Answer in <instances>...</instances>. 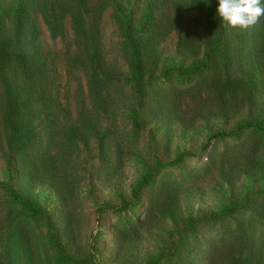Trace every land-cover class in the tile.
Here are the masks:
<instances>
[{
  "label": "rangeland",
  "instance_id": "rangeland-1",
  "mask_svg": "<svg viewBox=\"0 0 264 264\" xmlns=\"http://www.w3.org/2000/svg\"><path fill=\"white\" fill-rule=\"evenodd\" d=\"M150 1L114 0L106 6L105 0H89L86 27L78 35L68 23L66 36L53 38L39 17L42 49L51 72L49 87L60 92L61 102L68 109L48 118L43 115L39 126L40 143L35 153L45 156L42 168L54 170L48 177L51 181L30 183L32 161L22 154L12 157L11 184L22 194L30 192L48 219L16 216L19 208L11 211L9 196L1 186L8 178L7 157L11 150L2 123L0 83V260H7L5 242L17 239L23 244L21 257L14 254L16 264H28V260L29 264H48V259L54 257L53 252H49L50 257L46 255L50 220L52 230L66 243L68 254L91 255L94 264H148L153 255L179 239L185 264H238L237 225L245 223L253 211L261 210L264 176L251 171L224 180L220 174L224 162L247 163V150L255 139L250 130L239 138L221 141L215 134L234 131L246 119L264 117V16L255 34L248 30L250 49L235 54L234 62L243 63L244 80L234 81L232 89L217 86L226 75L213 54L211 69L196 79L165 81L161 73L167 67L187 69L202 62L213 47V38L206 27L202 0H155L152 37L158 44L149 68L155 81L150 84L153 90L148 107H157L156 116L159 113L162 118L149 116L136 133L129 116L133 108L139 107L137 94L119 82L129 75L119 14L122 9L138 21ZM3 4L4 20L11 28L15 1L3 0ZM89 46L101 49L100 71L120 80L110 93L109 113L99 114L97 127L87 132L88 139L79 137V144L72 147L67 145L65 135L68 125L76 123L82 131L84 117L96 118L94 110L100 101L89 84ZM104 131L108 132V158L100 152L99 140ZM55 133L51 151L43 152L45 148L40 147H46ZM178 153L189 156L165 168L134 198L132 189L142 174L156 160L169 163ZM172 193L177 198L173 215L163 212L167 196ZM122 194L128 204L121 211ZM228 202H247L251 212L216 224L201 220ZM13 215L16 222L11 221ZM191 217L200 221L194 231L186 232ZM247 230L245 225V235ZM257 230L249 247L257 263L264 264V227L257 226ZM167 262L164 264L174 263Z\"/></svg>",
  "mask_w": 264,
  "mask_h": 264
},
{
  "label": "trees",
  "instance_id": "trees-1",
  "mask_svg": "<svg viewBox=\"0 0 264 264\" xmlns=\"http://www.w3.org/2000/svg\"><path fill=\"white\" fill-rule=\"evenodd\" d=\"M15 5L12 15V27L9 28L4 20V4L0 0V83L2 88V123L6 129V137L11 155L7 157L8 173L7 179L2 183V187L8 194V200L12 204V209L18 207L16 216L25 215L33 220L48 219L43 206L31 195L30 192L24 194L16 191L11 184L13 179L12 157L19 155H28L31 158V178L30 183L41 180L42 183H48V179L54 170L46 171L40 163L45 159L44 154L37 155V145H39V126L44 117L58 115L59 111L66 112L67 104H62L60 92L52 90L50 67L45 58L41 43V28L39 17L47 26L53 38L66 36L67 24L70 23L72 29L78 35L85 30L87 15L89 13V0H14ZM105 5H111L114 0H105ZM155 0L150 1L144 10L143 17L136 21L131 13H126L122 9L119 14L120 28L123 39L124 49L127 53L129 63V75L119 81L121 87L130 86L135 90L139 102L138 108L130 111V121L135 132L141 128L149 116L160 119L157 107H148L149 97L153 89L150 84L154 77L149 74V68L153 62V53L158 41L152 37L155 27ZM207 30L213 38V47L204 55L202 62L194 63L187 69H178L167 67L161 74L165 81L177 79L180 82H189L211 69V55L218 58L219 67L226 75V78L219 81L217 86L223 85L225 88L232 89L234 81L244 80L243 63H235V54L245 53L250 48L248 30L255 34L258 31L259 22L248 30L232 28L225 24L216 13L218 0H202ZM259 25V26H258ZM251 46V45H250ZM89 55L91 75L89 78L90 88L100 99L99 105L94 112L96 118L92 116L84 117L82 126L79 130L76 123L71 122L65 131L67 145L76 147L79 144V137L88 139V130L95 129V120L99 123V114H108L112 105L109 103L110 93L116 89V82L120 79L112 77L109 73L100 71L102 67L103 55L101 49L90 47L87 51ZM110 88L111 90H104ZM120 88V87H119ZM250 130L254 134V141L251 149H248V162L237 160L224 162L220 174L224 180L228 181L232 175H241L242 173H255L264 176V117L258 119H246L240 122L236 130H220L215 134L218 141L226 138H239L241 133ZM56 133L50 137L48 144L43 152L49 153L51 147L55 144ZM108 132L104 131L99 140L100 152L102 157L108 158L107 142ZM35 154L31 156L32 154ZM189 155L187 153H178L173 161L162 163L156 160L154 165L147 169L140 179L135 183L132 189L134 198H138L140 193L149 186L156 177L167 167L176 166ZM54 159V158H53ZM230 166H229V164ZM44 171L40 172V169ZM35 170L36 173H35ZM39 170V171H38ZM35 173V174H34ZM264 200V190L261 191ZM122 205L120 210L127 208L128 202L124 194L120 197ZM177 198L172 193L167 196V201L163 209L164 213L173 215L176 207ZM126 206V207H125ZM259 212L253 211L248 215L247 221L237 225L240 244L237 246L235 260L238 264H258L255 260L251 241H255L257 226L264 227V201ZM251 205L249 203H226L219 211L201 220L208 224H216L225 219H233L243 214H250ZM15 215L11 221L16 222ZM200 219L190 218L185 231L188 229L194 231L197 222ZM248 227V234L245 235L242 229ZM48 251L46 255L50 257L49 252L54 253V257L49 258L48 264H94L92 256H74L68 254L66 243H63L58 234L52 230V224L48 220ZM12 231L13 229H9ZM22 242L17 239H11L5 242L6 261L0 260V264H16L14 254L21 257ZM27 253L24 250L23 255ZM28 254H26L27 256ZM32 261V259H31ZM174 262L173 264H185L182 261V239L172 241L168 249L153 255L148 264H164ZM29 264L30 261L28 260Z\"/></svg>",
  "mask_w": 264,
  "mask_h": 264
},
{
  "label": "clouds",
  "instance_id": "clouds-1",
  "mask_svg": "<svg viewBox=\"0 0 264 264\" xmlns=\"http://www.w3.org/2000/svg\"><path fill=\"white\" fill-rule=\"evenodd\" d=\"M216 13L227 26L248 30L264 16V0H218Z\"/></svg>",
  "mask_w": 264,
  "mask_h": 264
}]
</instances>
